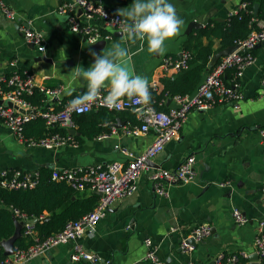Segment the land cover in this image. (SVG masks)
<instances>
[{"label": "crops", "instance_id": "1", "mask_svg": "<svg viewBox=\"0 0 264 264\" xmlns=\"http://www.w3.org/2000/svg\"><path fill=\"white\" fill-rule=\"evenodd\" d=\"M91 1L103 3L115 13L133 3V0ZM245 1L169 0L184 21L181 34L166 43L168 50L163 56L149 54L146 43L143 49L140 42L127 44L130 50L129 69L148 78L150 91L153 83L160 84L151 97L159 93L163 87L161 81L178 73L174 69L164 70V59L179 58L185 41L200 30L193 29L188 33L191 21L201 18L204 27L210 21H226ZM1 3L14 10L17 18L8 19ZM65 3L71 4V8L61 11ZM71 16L82 18V10L73 0H0V77L14 71L27 70L32 74L35 88L46 95L44 105L36 108L56 111L81 95L86 90V82L72 81L68 76L70 70L78 64L87 69L94 62L91 52L100 53L110 49L114 42L123 43L121 34L113 32V39L105 44H90L71 30ZM93 22L101 25L99 21ZM21 24L42 35L44 52L28 44L20 30ZM107 31L112 32L111 29ZM212 40L213 49L219 51V40ZM204 43L207 45L209 40L205 39ZM254 54L255 63L239 77L242 100L192 111L178 137L168 143L141 174L137 191L110 207L95 231L84 234L76 242L110 260L111 264H131L135 261L156 264L145 260L149 251L145 243L147 239L157 247L156 255L165 264H211L223 252L246 253L249 257L257 253V226L264 220L261 195L264 141L260 136V130L264 128V44L255 47ZM230 80L228 83H231ZM69 88L73 90L72 95L66 94ZM46 90L58 92L48 94ZM158 106L168 110L175 103L166 98ZM127 112L121 111L122 114L117 115L111 131L104 133L107 137L83 138L79 143L53 148L20 142L0 119V176L7 169L31 173L41 169L104 165L116 160L128 162L130 157L122 150L134 156L143 154L156 141L157 134L153 130L147 134H128L127 129L133 125ZM118 120L121 121L120 127L115 126ZM189 156L196 159L195 180L190 184L166 185L168 194L157 195L149 178L152 171L176 169ZM79 192L96 194L88 189ZM234 209L246 215L249 219L246 225L235 223ZM202 224L211 226V235L194 244L193 252H183L184 238ZM73 250L74 243L62 244L24 264H91L73 261Z\"/></svg>", "mask_w": 264, "mask_h": 264}, {"label": "built area", "instance_id": "2", "mask_svg": "<svg viewBox=\"0 0 264 264\" xmlns=\"http://www.w3.org/2000/svg\"><path fill=\"white\" fill-rule=\"evenodd\" d=\"M82 10L81 16L70 17V28L72 31L80 34L90 44H96L99 41H109L113 39V32H119L118 21L121 17L115 15V12L108 9L101 2H93L91 0H73ZM2 11L10 20L16 19V12L10 9L4 3H1ZM247 2L241 3L239 9H246ZM71 8V4L65 3L61 11ZM233 13V14H235ZM93 21H99L101 25L95 24ZM260 30H254L244 41L236 44L239 48L229 56L221 58V60L209 71L197 91L191 95H175L171 98L175 106L168 110H159L157 106L151 102L150 105L134 106L127 98H123L119 105L114 108H108L103 104L102 98L95 104L73 110L69 107V102L61 109L42 110L33 106L24 96L32 94L36 89L34 77L27 70L14 71L10 76L0 77V119L6 124L10 132L22 143L29 146H41L45 148H53L68 144H75L70 133L62 136L60 134L49 133L48 136L37 139H27L24 135L25 125L37 118H42L47 129H54L56 126L74 129L75 115L89 114L95 110L106 109L108 111H131L141 122L140 126H134L127 129L128 134H147L153 130L157 134L156 141L143 153L134 156L122 150V153L128 155L130 160L113 161L107 164H96L88 167L54 169L52 179L67 183L73 189L82 191L88 189L100 195V201L96 208L77 221L69 222L66 227L57 235L50 236L44 240H40L34 224L29 223L30 218L16 212L17 219L24 223L23 235L30 238L34 243L26 249H17L14 254L0 261V264H24L32 258L46 255L53 248L66 244L74 243V250L71 254L73 261H86L91 264H111V261L104 259L100 254L86 250L81 243L76 242L86 233H93L110 207L118 201L132 196L138 189V180L141 174L149 168V163L154 159L168 143L178 137L184 122L192 111H203L210 109L219 103L241 101L243 94L239 77L243 71L253 65L256 61L254 54L255 47L264 41V22L259 21ZM111 29L112 32L107 30ZM28 44L37 47L41 52L45 51V43L42 35L30 27L20 25ZM103 30L107 31L106 33ZM190 54L183 52L179 58L167 57L163 61L164 70L174 69L180 71L188 67ZM235 67L237 69L235 81L233 85H228L224 76L226 71ZM160 84L153 83L152 90H158ZM262 86L264 87V73L262 77ZM45 91L44 89H42ZM57 90H46L48 94H56ZM103 94H106L104 91ZM102 94V95H103ZM166 99V98H165ZM12 104V105H10ZM15 106L31 113H22ZM135 108V110H134ZM260 136L264 141V128L260 130ZM107 137V134L101 135ZM195 157L189 156L176 169H157L152 171L149 178L157 195H167L166 185L172 184H190L196 178ZM7 170L1 172L0 186L9 189H28L34 188L38 184V172L22 173L15 171L12 177H8ZM261 195L264 200V180L261 186ZM234 221L237 225L243 226L249 222L246 215L239 209L233 211ZM212 233L211 226L202 224L196 227L192 233L184 238L182 250L185 253H191L195 250V245L190 243V239H194L196 243L201 242L204 238ZM149 251L145 260L152 261L156 264H165L160 261L156 255L157 247L153 245L150 239L145 241ZM255 247L259 255V259H264V220H261L257 226V235L255 239ZM225 258V252L214 258L213 264H234L238 261L239 255L245 258L249 257L246 253H229ZM131 264H140L135 261ZM194 264V263H190Z\"/></svg>", "mask_w": 264, "mask_h": 264}, {"label": "trees", "instance_id": "3", "mask_svg": "<svg viewBox=\"0 0 264 264\" xmlns=\"http://www.w3.org/2000/svg\"><path fill=\"white\" fill-rule=\"evenodd\" d=\"M248 7L239 9L226 21H210L203 29L196 31L184 43L183 52L190 54L188 67L181 69L172 77L161 81L162 89L152 96L154 103L159 110L166 111L164 107H159V103L175 95L194 94L205 75L215 66L211 65V60L216 51L213 49V40L220 42V50L236 45L251 34L254 30H260L259 21L264 22V0H246ZM259 4L258 15H254V5ZM104 33L107 31L103 30ZM208 39L206 45L204 40ZM235 67L226 71L224 80L228 85H233L238 81ZM9 74L8 76H10ZM231 83H228V80ZM34 106L44 105L46 95L35 89L32 94L24 96ZM62 108V107H61ZM121 112L100 109L90 114L75 115V131L77 134L72 138L76 143L86 139H93L104 133L111 131L112 123L116 121L117 115ZM127 115L132 123V127L140 126L141 122L135 115L128 111ZM52 134L65 136L70 133L66 127L56 126L54 129H47L42 118H37L25 125L24 135L27 139H41ZM16 169H7L8 177H12ZM38 184L34 188L9 189L0 186V261L7 258L4 255V248L1 243L10 239L16 230V212L30 219H37L34 228L40 240L57 235L71 221H77L92 212L100 201L96 194H83L67 183L52 179L53 170L41 169L37 171ZM26 174L29 172L22 171ZM34 242L25 236L19 238L15 246L17 249H26ZM229 253L225 252V258ZM260 264H264V259H259ZM234 264H250L249 257L239 255L238 261Z\"/></svg>", "mask_w": 264, "mask_h": 264}, {"label": "clouds", "instance_id": "4", "mask_svg": "<svg viewBox=\"0 0 264 264\" xmlns=\"http://www.w3.org/2000/svg\"><path fill=\"white\" fill-rule=\"evenodd\" d=\"M115 15L121 17L117 23L123 43L114 42L110 49L91 52L94 62L87 69L78 64L68 74L72 81L87 85L81 95L69 101L73 110L95 104L101 98L108 108L117 107L123 98L134 106L150 105L149 80L129 69L130 50L126 45L140 42L143 49L146 43L149 54L163 56L168 50L166 43L181 34L184 24L169 0H133L129 7L116 10ZM72 91L69 88L66 94L72 95Z\"/></svg>", "mask_w": 264, "mask_h": 264}, {"label": "water", "instance_id": "5", "mask_svg": "<svg viewBox=\"0 0 264 264\" xmlns=\"http://www.w3.org/2000/svg\"><path fill=\"white\" fill-rule=\"evenodd\" d=\"M258 12H259V4H255L254 5V15L257 16ZM203 24L204 23H203V20L201 18H197V19L191 21V23L188 26V33H190L193 29H202L204 27ZM105 43H106V41H104V40L98 42V44H105ZM260 44H264V41L259 43L256 47H259ZM238 48H239V45H233V46H230L228 48L221 49V50L217 51L211 60V65L212 66L216 65L221 60V58L231 55ZM152 92H153V90L150 91V94ZM10 105H12V104H10ZM15 108H17L22 113L33 112L31 110L26 111V110L19 108L17 106H15ZM120 124H121V121L118 120L117 123L115 124V126L120 127L121 126ZM70 134L75 135L76 131L74 129H71ZM99 195H101V194H99ZM28 222L31 224H35L37 222V219H30ZM15 225H16V230H15L14 235L10 239L4 240L1 243V245L4 248V255L5 256H11L12 254L15 253V251H16L15 243L19 238L22 237V231H23L24 223L20 222L18 219H15ZM212 231H213V229H212ZM190 243L197 245V243L194 241L193 238L190 239ZM249 259H250V264H260L258 253L250 255ZM211 264H213V263H211Z\"/></svg>", "mask_w": 264, "mask_h": 264}]
</instances>
